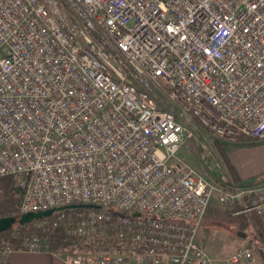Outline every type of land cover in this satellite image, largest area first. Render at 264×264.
I'll use <instances>...</instances> for the list:
<instances>
[{"label": "built area", "instance_id": "built-area-1", "mask_svg": "<svg viewBox=\"0 0 264 264\" xmlns=\"http://www.w3.org/2000/svg\"><path fill=\"white\" fill-rule=\"evenodd\" d=\"M241 136L264 140V0H0V176L20 214L98 206L33 227L119 246L65 263L257 264L249 247L216 262L197 234L213 198L264 228V178L177 157L187 139L208 158ZM16 249L47 244L1 238L0 264Z\"/></svg>", "mask_w": 264, "mask_h": 264}, {"label": "rangeland", "instance_id": "rangeland-1", "mask_svg": "<svg viewBox=\"0 0 264 264\" xmlns=\"http://www.w3.org/2000/svg\"><path fill=\"white\" fill-rule=\"evenodd\" d=\"M212 144L213 150L207 158L196 141L187 139L179 146L177 157L211 178L221 177L232 182L264 178V140H252L244 136L238 138L237 142L219 144L213 141ZM258 220L254 214L234 216L227 207L213 198L201 222L197 238L204 251L216 262L238 248L249 247L256 256L257 264H261ZM89 241L91 240L86 239L71 250L82 254L113 253L93 246L85 247L84 244Z\"/></svg>", "mask_w": 264, "mask_h": 264}, {"label": "trees", "instance_id": "trees-1", "mask_svg": "<svg viewBox=\"0 0 264 264\" xmlns=\"http://www.w3.org/2000/svg\"><path fill=\"white\" fill-rule=\"evenodd\" d=\"M243 136L239 137L242 138ZM219 143L220 142H216ZM227 163L228 161L225 160ZM21 202V191L16 186L12 176H0V217L15 216L19 217V206ZM67 210V209H66ZM259 230L261 232V243L264 242V228L258 220ZM31 234H37L47 244V250L55 251L64 254L65 251L71 250L72 247L78 245L84 240H72L67 237L60 228H38L33 227L31 223L18 225L14 224L11 228L0 232V239H8L15 246L20 241L29 237ZM88 243L84 244L85 247H96L102 251H119V246L116 240L109 233L107 236H96L89 239ZM108 243V245H107ZM110 248V249H107ZM260 255L262 258L261 264H264V247H259ZM108 253V252H107Z\"/></svg>", "mask_w": 264, "mask_h": 264}, {"label": "crops", "instance_id": "crops-1", "mask_svg": "<svg viewBox=\"0 0 264 264\" xmlns=\"http://www.w3.org/2000/svg\"><path fill=\"white\" fill-rule=\"evenodd\" d=\"M2 264H67L62 259V254L43 250L38 252H27L23 250H13L10 252Z\"/></svg>", "mask_w": 264, "mask_h": 264}, {"label": "water", "instance_id": "water-1", "mask_svg": "<svg viewBox=\"0 0 264 264\" xmlns=\"http://www.w3.org/2000/svg\"><path fill=\"white\" fill-rule=\"evenodd\" d=\"M88 207L97 208L98 206L89 205V204H71V205L61 206L60 208H51L45 211L27 212L21 214L19 217H15V216L0 217V232L11 228L14 224H18V225L28 224L34 221L35 219L50 216L56 209L88 208ZM133 215L136 216L137 213H133Z\"/></svg>", "mask_w": 264, "mask_h": 264}]
</instances>
